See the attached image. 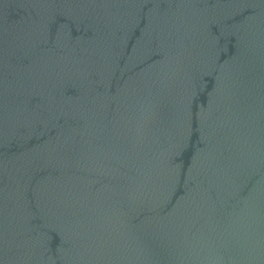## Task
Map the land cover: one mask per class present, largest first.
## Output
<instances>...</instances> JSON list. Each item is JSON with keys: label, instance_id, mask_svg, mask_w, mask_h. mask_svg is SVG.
Wrapping results in <instances>:
<instances>
[{"label": "water", "instance_id": "obj_1", "mask_svg": "<svg viewBox=\"0 0 264 264\" xmlns=\"http://www.w3.org/2000/svg\"><path fill=\"white\" fill-rule=\"evenodd\" d=\"M0 264H264V0H0Z\"/></svg>", "mask_w": 264, "mask_h": 264}]
</instances>
